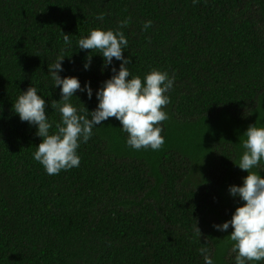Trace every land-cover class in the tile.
<instances>
[{"label":"trees","instance_id":"trees-1","mask_svg":"<svg viewBox=\"0 0 264 264\" xmlns=\"http://www.w3.org/2000/svg\"><path fill=\"white\" fill-rule=\"evenodd\" d=\"M94 30L124 33L132 78L174 77L166 143L134 151L111 118L81 145L80 167L50 176L14 104L36 87L58 132L48 68L63 56L61 77L93 90L71 103L94 112L113 75L98 52L84 70L78 42ZM252 126L264 127V0H0V264H205L202 248L236 264L233 229L215 226L243 206L229 189L248 175L237 166ZM254 171L264 178V164Z\"/></svg>","mask_w":264,"mask_h":264},{"label":"clouds","instance_id":"clouds-1","mask_svg":"<svg viewBox=\"0 0 264 264\" xmlns=\"http://www.w3.org/2000/svg\"><path fill=\"white\" fill-rule=\"evenodd\" d=\"M104 20L103 16L97 17ZM123 27V25L121 26ZM152 27L151 22L144 25L145 31ZM64 44L71 47L72 39L63 35ZM79 50L89 52L85 71L91 70L92 52H98L103 59V68L112 69V78L103 83L95 93L98 107L89 113L84 106V114L73 106L71 101L78 92L93 98L91 83L83 87L78 78H62L65 58L60 56L51 66L49 72L55 82V89H60L62 99L54 102L62 122L58 132L53 133V123L46 111L48 105L38 93L36 87H30L19 96L14 104V113L22 123L37 129V137L42 143L34 154L38 162L50 176H58L80 167L82 160L79 150L82 144L93 139L95 129L102 127L106 121L115 118L127 134V144L134 151H153L163 149L166 140L163 136L164 124L169 116L166 111L171 103L168 93L174 88L175 79L167 72L153 70L144 78H132L128 66L132 60L125 59V49L129 42L124 33L94 30L87 38L78 42ZM121 62L117 71L113 61ZM77 99V98H76ZM83 105V104H82ZM89 114L90 117H89ZM243 155L238 168L247 173L242 186L229 189L231 197L243 206L237 207L231 220L222 226H215L216 231L228 232L233 229L230 239L234 242L233 251L238 253L236 264H264V178L256 169L264 164V127H250L245 135ZM201 238V232L196 228ZM205 264H215L206 248L200 253Z\"/></svg>","mask_w":264,"mask_h":264}]
</instances>
